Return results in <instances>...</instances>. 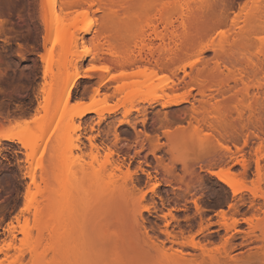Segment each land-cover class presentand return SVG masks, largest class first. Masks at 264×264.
<instances>
[{
    "label": "rangeland",
    "instance_id": "1",
    "mask_svg": "<svg viewBox=\"0 0 264 264\" xmlns=\"http://www.w3.org/2000/svg\"><path fill=\"white\" fill-rule=\"evenodd\" d=\"M130 1L132 8L139 10L145 0ZM194 1L198 2L151 0L150 4L160 10ZM212 1L215 13L228 17V22L240 16L236 30L246 25L256 6L255 0ZM44 6L43 0H0V261L17 263L27 249L19 240L12 259L6 261L2 245L13 227L19 239L23 238L20 233L25 222L33 228L27 208L48 190L40 176L44 167L57 174L64 166L83 164L99 169L100 165L116 163L124 173L118 176L128 175L130 196L119 195L120 203L116 199L117 203L113 201L106 209L105 203H94L99 197L94 187L97 193L88 192V196L94 195L89 205L97 207L86 206L85 213L80 212L86 221V252L97 264H167L156 255L153 243L166 245L168 254L185 259V264H218L219 259L222 264H264V113L233 106L220 115L222 120L212 125L214 128L205 123L202 100L229 90L220 79L196 74L202 63L215 62L212 50L206 48L202 57L199 53L181 57L174 72V68L171 72L155 68V73L144 61L146 46L153 38L144 40L135 35L127 37L131 38L128 46L116 55L109 54L107 47L104 55L108 60L104 61L93 40L102 11L62 12L57 3L54 19L47 22ZM77 17L80 29L90 27L80 49L90 57L79 64L85 77L67 98L63 88L72 77L73 62L61 44ZM235 28L225 27V37L237 33ZM134 29L137 32L141 27ZM260 38L251 52L264 60V32ZM117 56L134 58L137 64L116 71L111 61ZM109 73L116 80L98 89L100 74ZM246 83L251 91L264 89V75ZM167 94L187 99L169 104V98L164 97ZM79 102L91 104L93 112L79 117ZM194 107L203 116L193 113ZM210 115L218 116L216 112ZM66 126L70 136L65 133ZM5 132L27 138V142L38 140L39 148H33L36 151L32 153V147L24 146L17 137L3 141ZM226 149L234 154L232 160L225 163L227 160L213 158ZM92 152H100L96 162L91 159ZM29 168L37 173L35 183L28 177ZM192 170L200 178L196 179ZM222 170L237 183V195L212 174ZM57 191L54 186L49 193Z\"/></svg>",
    "mask_w": 264,
    "mask_h": 264
},
{
    "label": "bare ground",
    "instance_id": "2",
    "mask_svg": "<svg viewBox=\"0 0 264 264\" xmlns=\"http://www.w3.org/2000/svg\"><path fill=\"white\" fill-rule=\"evenodd\" d=\"M43 1L45 2L43 18L47 22L54 19L57 3H59L62 12L72 9H81L87 14L88 10L94 8H97V11H102L104 15L101 18L102 20L98 25L99 27H97L93 39L98 48V54L100 55H104L105 53H108V51L109 54L113 52L115 53L114 55H116L119 49L121 51L123 46H128V41L135 35L138 39L143 38L145 40L149 37L150 40L153 38L154 42L152 41L146 46L148 52H146L147 55L145 59L142 58L145 63H147L146 65H149L145 66L149 68L150 66H153L154 71H156L155 68H158L162 72H171L174 68L172 71L174 72L177 68H175V66L178 65L177 63L181 57H188V55H196L198 53L202 57V51L206 48L212 50L215 55V62L211 63L212 61H204L206 63H202L203 67L198 68L196 74H198L199 77L208 74L212 78L220 79L224 82V87H227L229 90L226 89L227 91H223L218 95L219 97H216V95L210 100H202L201 106L203 107L201 112L203 110L202 114L204 116L198 109H196V107H194L195 110L192 108V110H194L193 113L198 114L197 116H203L207 125L210 124V126H215L216 123L218 124L222 120L220 115H222V113L224 114V111H227L228 108L233 106H243L252 113L254 112L258 115L264 113V89L258 88L251 91V88L248 86L249 83H246L251 80L256 81L264 75V60L258 59L257 56L251 52V47L261 41L260 37L264 32V0H255L256 6L252 9L250 14H248L249 16L246 18L247 21H245L246 25L241 29L238 28L240 30H236L240 16L233 18L231 23L228 22V17L225 15H217L215 13V7L212 0H198L197 3H195L196 1L193 2L194 4L191 3L193 5L190 4L180 8L170 5L160 10L151 6V0H145L141 4V7H139V10L132 8L130 0ZM229 25L232 30L236 27L234 30H236L237 33L235 32L232 37L227 38L225 37L223 29L225 27L227 28ZM79 26L80 21L77 17L68 28V33L64 39H62L61 44L63 52L67 54V57L71 56L73 62V74L69 75V78L70 76L72 77L68 79L63 88V92H65L67 98H69L72 89L76 87L79 80L85 77V75L83 76L78 69L79 64L90 57V53H81L80 51L86 43L85 37L90 33V27L80 29ZM135 26L141 27V29L137 31L138 33L134 29ZM130 36L132 37L128 39ZM210 41L211 44L206 45ZM172 44L174 45L171 46ZM118 55L120 56V54ZM101 58H103V56ZM101 58L99 57V59ZM105 58L106 56L104 55V61ZM115 58L116 59L113 61L110 59V61L113 62L114 70L118 68L126 69L127 67L133 66L135 63L137 64L136 59L133 61L134 58H118V56ZM90 70L93 71L92 69ZM155 73H157V71ZM99 79L98 89L101 87H107L110 82L114 81V79L116 80L111 73H109L108 76L100 74ZM241 85L243 88L236 92ZM95 92L98 93L97 89ZM165 96L169 98V104L174 102V104H180L181 101L187 99V97H184V99H181L180 97L179 100V96L177 97L174 95V97H170L171 95L169 96L168 94L164 95V97ZM78 106L82 109L79 113V117H83L93 112V107L89 103L79 102ZM188 110L186 111L188 112ZM210 110L216 112L218 116L210 118L209 115H213L214 113H211ZM186 111L185 116L187 114ZM196 111H198V113H196ZM205 114L208 115V118H206ZM192 117L195 121L198 118H195L193 115ZM202 124L204 123L202 122ZM58 125V127H60V124ZM214 126L212 127L214 128ZM58 127H56V129ZM66 128L65 133L70 136L69 127L66 126ZM59 129L61 131L63 130V127L61 126ZM16 137L17 135L15 136L11 133L5 132L2 134L1 140L14 141L18 138L17 141L24 143V146L32 147V153L36 151L33 148L36 146L39 148V144L37 143L38 140H35L37 142L30 140L33 142L30 143L29 140V142H27V138L23 140V138L20 139L19 136ZM74 148L79 149V146L74 145ZM69 153L73 156L72 150ZM91 156L93 162H96L101 155L100 152H92ZM233 156L234 154H231L230 150L226 149L216 152V154L213 155V158L219 161L227 160L225 161L226 163L229 160H232ZM215 160L213 159V161ZM46 168L48 167L42 169L43 171L40 176L48 190L42 194L41 200H36L27 208V211H29L34 220L33 228L29 227V224L25 222L20 233L23 238L19 239V236L16 235L14 232L15 228L13 227L14 230L10 231L8 240L6 239L7 241H4L5 243L2 245L4 259L6 261L12 259V252L17 248V242L20 240V242H24V244L26 243L25 246H27V249L18 257V262L16 261L17 263L14 264H97V260H94V257L91 258L86 252V221L85 216L80 215V212L84 211L85 213L86 206V209H88V206H92L93 208L95 207L94 205L99 202L101 204L105 203L107 206L102 205L107 209L108 207H112L111 204L113 201L114 203H117V200L118 202L119 200L121 201L120 198H116L119 195L122 197L129 195L130 182L126 181L128 175H126V177L124 175V177L122 176L121 178L120 173H123V170H121V165L119 166L116 163H113V165L109 167L106 165H100L99 169L93 168V166L85 167L83 164H78V166H64L65 169L62 167L64 171H61L62 173H55L56 175L52 173V170ZM35 172L36 171L35 169L33 170V168L27 170L28 177L32 180V183H35V174H37ZM191 174L196 177V179L200 178V174L196 170H192ZM212 174L223 179V181L232 189L233 194L237 195L239 191L237 183L228 176L227 172L223 170L219 172L214 171ZM115 177H120L121 180H117L122 182L118 183L117 180H114ZM51 178L55 181L52 182ZM122 179L125 180L123 181ZM90 182H92L94 186ZM54 186H57L59 191L49 193V190L53 189ZM94 187H96L99 194L94 191ZM91 191L97 193V195L94 193L96 196H99L98 200L96 199L97 201L94 202L95 204L93 205H91L92 203L89 205V198L94 196L93 194L92 196H88L91 194ZM88 192L90 194H88ZM100 206L98 207L100 208ZM152 248L156 255L160 259L166 261L167 264L186 263V260L179 256L169 255L166 245L153 243ZM25 253H28L29 258H27ZM216 262L218 264L223 263L221 259ZM0 264L5 263L4 261H0Z\"/></svg>",
    "mask_w": 264,
    "mask_h": 264
},
{
    "label": "snow or ice",
    "instance_id": "3",
    "mask_svg": "<svg viewBox=\"0 0 264 264\" xmlns=\"http://www.w3.org/2000/svg\"><path fill=\"white\" fill-rule=\"evenodd\" d=\"M106 70V69H105Z\"/></svg>",
    "mask_w": 264,
    "mask_h": 264
}]
</instances>
